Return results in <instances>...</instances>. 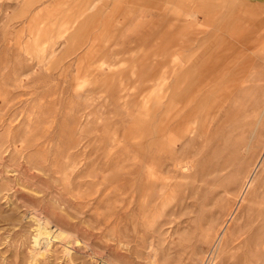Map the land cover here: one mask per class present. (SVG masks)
<instances>
[{
  "label": "rangeland",
  "instance_id": "rangeland-1",
  "mask_svg": "<svg viewBox=\"0 0 264 264\" xmlns=\"http://www.w3.org/2000/svg\"><path fill=\"white\" fill-rule=\"evenodd\" d=\"M198 1L0 0V264H264V172L204 236L264 140V0Z\"/></svg>",
  "mask_w": 264,
  "mask_h": 264
},
{
  "label": "bare ground",
  "instance_id": "bare-ground-1",
  "mask_svg": "<svg viewBox=\"0 0 264 264\" xmlns=\"http://www.w3.org/2000/svg\"><path fill=\"white\" fill-rule=\"evenodd\" d=\"M187 121L188 119H186V122ZM189 128L190 124L188 123L184 127L185 132L189 131ZM263 172L264 140L259 145V150L255 154L250 167L244 172L242 180L234 193L233 203L228 209L226 217L222 220L221 225L213 234L204 231L209 250L212 248L215 253L219 254V256H222L223 254L227 256V254L232 253L231 249L234 248L235 239L238 237V232H240V220H243L246 223L249 209L255 204L260 203L262 190L259 187L258 177H260V174ZM230 218L234 220V222L232 221L233 225H230L227 228V223ZM233 229H237L238 231L237 235L234 237ZM230 234L232 236L228 239L227 237ZM205 255H207V253Z\"/></svg>",
  "mask_w": 264,
  "mask_h": 264
},
{
  "label": "crops",
  "instance_id": "crops-1",
  "mask_svg": "<svg viewBox=\"0 0 264 264\" xmlns=\"http://www.w3.org/2000/svg\"><path fill=\"white\" fill-rule=\"evenodd\" d=\"M242 2H243V4H247V5H259V6L263 5V4H260V3H257V2H251V1H248V0H242ZM228 4H230L229 0H199L198 3H197V13H200L202 6L210 5L212 7H217V10H218L219 6L228 5ZM214 10H216V9H214ZM199 25H200V22H199L198 26ZM188 37L191 38L192 36H188ZM184 47H186V44L184 45Z\"/></svg>",
  "mask_w": 264,
  "mask_h": 264
}]
</instances>
